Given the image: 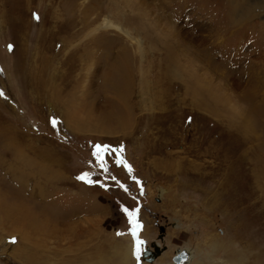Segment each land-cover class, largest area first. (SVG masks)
Returning <instances> with one entry per match:
<instances>
[{
	"label": "rangeland",
	"instance_id": "1",
	"mask_svg": "<svg viewBox=\"0 0 264 264\" xmlns=\"http://www.w3.org/2000/svg\"><path fill=\"white\" fill-rule=\"evenodd\" d=\"M179 250L264 264V0H0V264Z\"/></svg>",
	"mask_w": 264,
	"mask_h": 264
},
{
	"label": "snow or ice",
	"instance_id": "2",
	"mask_svg": "<svg viewBox=\"0 0 264 264\" xmlns=\"http://www.w3.org/2000/svg\"><path fill=\"white\" fill-rule=\"evenodd\" d=\"M35 19H38V17H34ZM11 50V46H10V49ZM52 123V126L53 128L56 127V121L53 120L51 121ZM113 151H116V150H113ZM122 151V149L120 150ZM108 153V148L107 146H101V145H96L95 148H94V151L92 153L95 161H96V164L97 166L99 167L100 170H102L103 172L107 173L109 170L108 168L106 167V162H105V155ZM115 164L119 167V166H123L124 169L126 171H128L129 173H131L132 169L125 163V161L119 156V154H117V158L115 159ZM113 180H115V177H112ZM77 180L85 183V184H88V185H91L93 183L92 179L89 177V174L88 173H84L80 176L77 177ZM137 184H139L140 182L137 181L136 182ZM102 186V185H101ZM121 187H123V185H120ZM141 193H143V189H141ZM123 211L128 215V218H129V222L130 224L133 225V228H132V236L134 238L137 237L138 235V232L140 230V224L136 222L135 220V217H136V212L133 211V212H128L127 209H123ZM12 242H15L14 240ZM144 243L143 240H139V239H136V243H135V256L137 257V259H139L140 255H141V245Z\"/></svg>",
	"mask_w": 264,
	"mask_h": 264
},
{
	"label": "bare ground",
	"instance_id": "3",
	"mask_svg": "<svg viewBox=\"0 0 264 264\" xmlns=\"http://www.w3.org/2000/svg\"><path fill=\"white\" fill-rule=\"evenodd\" d=\"M231 16V15H230ZM232 17V16H231ZM84 53V52H83ZM117 57H120L121 58V63H120V66H121V68L122 69H125V68H123V64H122V62H125V58H123L124 56H119V55H116ZM86 57V56H85ZM81 58H83V57H81ZM87 58V57H86ZM91 59V57H89L87 60H90ZM83 60V59H82ZM82 60H80V61H82ZM86 60V61H87ZM125 66V65H124ZM44 67H45V64H44ZM50 66H48L47 65V67H45L44 68V70L43 71H45V73L47 74L44 78H43V80H42V83L44 84V90L47 92V93H49L47 96H50V98H48V99H51V98H53V100H56L55 101V103H57L58 105H59V103L60 104H63L64 105V101L61 99V95H60V89L59 88H57V90L55 89V84H57L56 82V80H57V78L60 80V78H59V74H57L56 75V77H55V75H54V72H50V68H49ZM126 70V69H125ZM42 71V70H41ZM50 72V73H49ZM58 72V71H57ZM44 92V91H43ZM45 92V93H46ZM57 94V95H56ZM120 95V94H119ZM121 97V96H120ZM124 98V97H123ZM59 99H61L62 101H63V103H61L60 101H59ZM118 99H119V97H118ZM54 103V104H55ZM65 106V105H64ZM58 108V107H57ZM121 110V109H120ZM125 114V113H124ZM120 116H123V114H120ZM68 121H71L72 120V118L71 117H68ZM119 119V118H118ZM122 119V118H121ZM117 121V120H116ZM27 182V181H26ZM262 190V189H261ZM7 205H9V203H6ZM3 206H4V208H7L8 210H14V209H11V208H13V207H8V206H6V205H4L3 204ZM15 210H17V209H15ZM20 210V209H19ZM21 210H22V208H21ZM28 214V211L26 210L25 212H23V216L24 215H27ZM31 215V214H30ZM33 217V216H32ZM118 246V245H117ZM116 247V246H115ZM119 248H120V246H118ZM118 247H116V249H118ZM129 251H131V248L129 249ZM143 257V256H142ZM209 258V257H208ZM189 259V258H188ZM231 259H234L233 257H231V258H228L227 259V261L229 260L230 262H229V264H238L237 263V261L236 260H231ZM142 260H144V259H142ZM141 260V261H142ZM140 261V260H139ZM143 264V263H142ZM182 264H186V263H182ZM187 264H189V261H188V263Z\"/></svg>",
	"mask_w": 264,
	"mask_h": 264
},
{
	"label": "water",
	"instance_id": "4",
	"mask_svg": "<svg viewBox=\"0 0 264 264\" xmlns=\"http://www.w3.org/2000/svg\"><path fill=\"white\" fill-rule=\"evenodd\" d=\"M144 254V258L148 257V260L150 262L154 261L160 254H159V250L155 249V251H147L141 250V254ZM159 254V255H158ZM141 257V256H140ZM189 259H188V255L186 253L185 250H179L177 253H175V255L171 258V262L173 264H182V263H188ZM138 263V262H137ZM139 264V263H138Z\"/></svg>",
	"mask_w": 264,
	"mask_h": 264
},
{
	"label": "flooded vegetation",
	"instance_id": "5",
	"mask_svg": "<svg viewBox=\"0 0 264 264\" xmlns=\"http://www.w3.org/2000/svg\"><path fill=\"white\" fill-rule=\"evenodd\" d=\"M160 233H163V228H161ZM141 255H142V254H141ZM141 255H140V256H141ZM139 258H140V257H139Z\"/></svg>",
	"mask_w": 264,
	"mask_h": 264
}]
</instances>
